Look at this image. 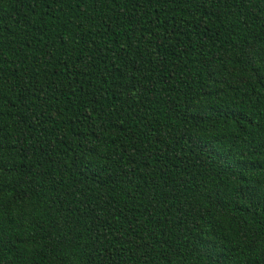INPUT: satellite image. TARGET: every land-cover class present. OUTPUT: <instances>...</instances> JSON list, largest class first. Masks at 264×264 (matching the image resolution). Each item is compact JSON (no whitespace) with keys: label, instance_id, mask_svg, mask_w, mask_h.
Returning <instances> with one entry per match:
<instances>
[{"label":"trees","instance_id":"trees-1","mask_svg":"<svg viewBox=\"0 0 264 264\" xmlns=\"http://www.w3.org/2000/svg\"><path fill=\"white\" fill-rule=\"evenodd\" d=\"M0 264H264V0H0Z\"/></svg>","mask_w":264,"mask_h":264}]
</instances>
